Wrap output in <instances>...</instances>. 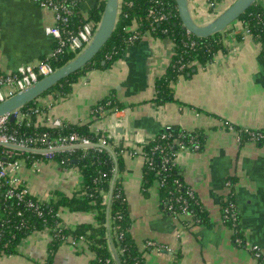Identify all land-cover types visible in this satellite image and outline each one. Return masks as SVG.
<instances>
[{
	"label": "crops",
	"instance_id": "obj_1",
	"mask_svg": "<svg viewBox=\"0 0 264 264\" xmlns=\"http://www.w3.org/2000/svg\"><path fill=\"white\" fill-rule=\"evenodd\" d=\"M102 0H83L81 12L88 14ZM234 0H189L199 23H207ZM54 13L33 0H0V73L38 64L54 47L49 34ZM237 20L222 32L225 49L212 61L197 64L173 83L175 99L164 104L153 101L155 79L171 60L173 41L145 33L128 45L108 68H89L72 84L71 93L55 97L48 93L37 104L50 122L88 123L91 107L114 91L125 108L104 113L90 124L93 132L113 139L110 148L123 143L134 150L123 151V187L133 220L132 230L139 247L147 240L159 248H147V264H264L251 251L233 241V231L221 215L229 178L235 179V195L244 238L257 244L264 254V143L237 141L225 122L242 128L264 130V55L262 45L243 30ZM62 123V124H61ZM45 124V123H44ZM202 129L206 140L201 151L184 150L177 156L185 181L203 201L206 224H191L188 216L175 218L160 207L157 185L142 190L144 159L141 145L165 129ZM133 153V154H132ZM31 188L51 197L57 190L76 193L82 175L74 167L64 168L57 160L45 163L42 171H24ZM49 189L55 190L52 193ZM61 223L95 226L92 212L59 211ZM72 238V237H71ZM48 231L27 236L18 253L1 255L0 264H43L48 253ZM166 248H172L171 254ZM20 251V252H19ZM178 254V255H176ZM94 253L85 239L74 246L63 243L53 264H94Z\"/></svg>",
	"mask_w": 264,
	"mask_h": 264
},
{
	"label": "trees",
	"instance_id": "obj_2",
	"mask_svg": "<svg viewBox=\"0 0 264 264\" xmlns=\"http://www.w3.org/2000/svg\"><path fill=\"white\" fill-rule=\"evenodd\" d=\"M49 1L37 0L36 3ZM54 1L65 4L73 12L66 22L59 24L64 36L78 31L87 19L99 22L105 5V0L99 1L94 9L88 14H84L81 12L83 0ZM256 2L239 20L243 21L242 23L250 29L252 38L261 43V53L264 55V2ZM150 9L155 10L158 14L164 13L166 18L154 22L153 15L149 12ZM129 27H134V30H130ZM147 32L158 37H168L174 44V53H172L168 68L155 79V93L152 100L158 104L176 100L173 83L178 77L191 73L197 64L205 65L212 61L218 51L225 49L222 33L202 38L182 28L176 0H120L118 22L110 40L89 64L58 82L43 95L55 93V97L69 96L72 84L79 76L92 67L103 69L110 67L128 45L139 42ZM75 55L76 53L65 50L51 61V65L56 69ZM35 104H37V100L32 101L21 110H27ZM125 106L126 104L115 98L112 90L109 95L91 107V121L88 123H63L59 126L36 125L35 113H32V121L29 125L9 119L10 128L18 129L20 134L34 136L47 133L51 139H56L77 133L86 136L93 145L75 146L70 149L54 151L55 160L64 168L74 166L81 173L82 181L76 193L70 196L57 190L50 201H45L40 206L41 214L37 210L28 209L14 202L7 210L0 209V227L2 228L0 254L16 253L19 250L17 246L23 238L36 231L48 229L51 239L48 242V253L43 264L54 263L56 252L63 243L68 242V238L78 239L81 236L84 237L88 248L94 253L93 263L107 264L108 259L113 260L112 247H110L108 237L110 232L121 264H147L145 256L147 248L139 247L133 235V220L123 187L122 171L125 158L123 151L134 149L124 146L123 143L114 145L112 149L98 146L96 144L99 138L106 134L96 133L90 129V124L98 120L103 112L109 114L115 110L123 109ZM230 125L240 131L241 142L251 141L247 128L225 122V127L229 128ZM248 130L258 131L256 129ZM259 131L264 132V130ZM107 140L109 143L113 142L111 138ZM205 140V132L202 129L170 128L161 131L153 139L143 143L142 151H140L144 157L142 190L148 192L156 184L161 209L169 213V205L172 204L175 208L181 209L180 205L185 204L188 212L193 214L191 222L193 225L206 224L208 212L197 192L194 190L190 194L187 190L190 185L185 181L182 168L176 160L181 152L178 143L181 142L191 150L201 151L204 148ZM259 143H264V139H260ZM195 145L198 147L196 148ZM148 157L152 158V165L146 161ZM163 158L168 161L162 163ZM116 167L118 176L115 177ZM114 178L111 200L105 202L104 196L109 194ZM228 182L230 190L223 195L222 219L233 231V239L238 236L244 238L240 213L236 225H232V221L225 217L227 207L232 203L237 206L235 179L229 178ZM179 183H182L183 186H179ZM179 197L182 198L180 201H178ZM63 208L69 211L92 212L97 223L95 226L77 225L75 229L65 227L58 214ZM107 220L110 223L109 228ZM176 258L173 261H176ZM259 260L263 262L262 259Z\"/></svg>",
	"mask_w": 264,
	"mask_h": 264
},
{
	"label": "built area",
	"instance_id": "obj_3",
	"mask_svg": "<svg viewBox=\"0 0 264 264\" xmlns=\"http://www.w3.org/2000/svg\"><path fill=\"white\" fill-rule=\"evenodd\" d=\"M37 2V0H33ZM263 1L264 0H257ZM39 5L44 8L50 9L54 13V25L49 28V34L55 39V45L53 49L36 65H28L20 67L18 70L13 72L0 73V101L5 100L6 98L14 95L15 93L26 89L31 86L33 83L41 79L42 77L50 74L54 68L51 65V61L56 59L58 55L67 50L79 53L84 47L91 41L94 36V33L97 29L98 22L87 19L78 31L70 35L64 36L60 28V22H66L71 15L72 9L67 7L63 3L55 2L50 0L49 2L40 3ZM150 14L153 15L154 22L163 20L166 18L164 13H156L155 10L150 9ZM243 22V21H241ZM243 29L247 35L252 37L250 29L242 23ZM130 30H134V27H129ZM136 37V36H134ZM260 45L261 43L258 42ZM117 111V110H115ZM32 113L36 114V125L39 124H49L50 118L46 115V112L39 107V105H34L29 107L27 110H15V121L17 123H25L29 125L32 121ZM105 112H103L104 114ZM10 116L0 117V209H8L9 206L14 202L18 205H22L26 208H31L37 210L39 214L40 206L45 201H50L51 195L48 193L44 195L38 193L31 188L30 184L26 181L24 176L25 170H30L33 173H39L42 171L45 163L55 160L54 151L67 149L75 146L88 147L93 145V143L84 135H79L73 133L66 137H59L56 139H51L47 133L41 135L28 136L25 134H20L18 129H11L9 126ZM57 121H54L52 125L54 126ZM62 124V123H61ZM225 124V123H224ZM59 126V125H56ZM229 129L234 130L233 126H229ZM250 135V140L255 143H259L260 139H264V132L262 131H251L248 130ZM237 135V141L241 142V133L239 130L235 129ZM109 136H102L99 138L98 146L110 147L108 142ZM116 145V142L113 143ZM180 146V151L188 150L189 147L178 143ZM197 148L198 145H195ZM142 155V152H140ZM133 154V153H132ZM144 159V157H143ZM146 161L152 165L153 160L151 157L146 158ZM166 158H163L162 163L167 162ZM162 185V182H161ZM227 193L229 192L230 183L227 182ZM179 186H183L182 183H179ZM188 192L192 194L194 192L193 187H188ZM108 194L104 196L105 202H108ZM182 198L179 197L178 201ZM185 203V200H183ZM181 209L175 208L172 204L169 205V214L175 218L181 216H188L190 220L193 219V214L188 212L187 206L180 205ZM227 214L225 217L229 218L232 221V225H236L239 221V210L238 206L231 204L226 208ZM45 231H48L45 230ZM37 232V231H36ZM2 228L0 227V239H1ZM49 238L51 239L50 232L48 231ZM26 238V237H25ZM23 238L17 249L20 248ZM84 237L81 236L78 239L68 238V241H71V244L76 246L79 241H83ZM234 243L239 247H244L245 249L251 251L257 259H262L264 263V254L261 248L257 244H251L247 242L245 238L235 237L233 239ZM146 248H159L161 246L157 245L156 242L152 240L145 241L144 244ZM170 251L171 254H174L172 248H166ZM1 255H11L1 253ZM116 257L113 254V260L108 259L107 264H118ZM173 261L172 264H176Z\"/></svg>",
	"mask_w": 264,
	"mask_h": 264
},
{
	"label": "water",
	"instance_id": "obj_4",
	"mask_svg": "<svg viewBox=\"0 0 264 264\" xmlns=\"http://www.w3.org/2000/svg\"><path fill=\"white\" fill-rule=\"evenodd\" d=\"M257 0H234L226 9L216 15L207 23H199L195 20L189 0H176L178 14L181 20L182 28L192 33L197 37H209L225 31L232 23L239 18L254 4ZM120 9V0H105L104 9L98 22L97 29L91 41L77 53L72 59L60 67L54 69L50 74L42 77L31 86L23 89L14 95L0 101V117L10 116L11 120H15L14 111L25 107L32 101L39 98L49 89L55 86L58 82L71 74L78 72L87 64H89L96 55L101 51L104 45L110 40L116 30ZM117 175V167L115 177ZM115 178L113 179L109 194L108 202L111 200L112 190ZM109 228V220H107ZM109 244L112 247V252L117 259L120 260L115 251L113 241L108 233Z\"/></svg>",
	"mask_w": 264,
	"mask_h": 264
},
{
	"label": "rangeland",
	"instance_id": "obj_5",
	"mask_svg": "<svg viewBox=\"0 0 264 264\" xmlns=\"http://www.w3.org/2000/svg\"><path fill=\"white\" fill-rule=\"evenodd\" d=\"M221 12H222V11H221ZM219 13H220V12H218V14H219ZM218 14H217V15H218ZM194 15H195V13L193 12V16H194ZM194 18H195V17H194ZM195 20H196V19H195ZM238 21H239V20H238ZM236 22H237V21H235L234 23H236ZM234 23H232V24H234ZM243 30H244V29H243ZM220 33H222V32H220ZM155 186H156V184H155ZM49 190H50L52 193L55 192V190H53V189H49ZM17 251H18V250H17ZM17 251H16V253H18ZM19 252H20V251H19Z\"/></svg>",
	"mask_w": 264,
	"mask_h": 264
}]
</instances>
